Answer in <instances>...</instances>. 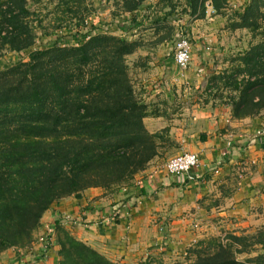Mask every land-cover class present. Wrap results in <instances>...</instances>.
I'll use <instances>...</instances> for the list:
<instances>
[{
  "label": "trees",
  "instance_id": "trees-1",
  "mask_svg": "<svg viewBox=\"0 0 264 264\" xmlns=\"http://www.w3.org/2000/svg\"><path fill=\"white\" fill-rule=\"evenodd\" d=\"M35 1L0 0V52L22 53L35 45ZM204 1L188 0L191 12L204 16ZM144 2L117 4L131 12ZM211 3L218 14L229 6V0ZM232 12L226 26L247 30L252 39L228 67L212 73L207 92L224 100L234 118L254 117L264 111V0H247ZM85 21L76 25L77 41L36 48L0 70V254L30 247L56 202L90 188L116 192L160 155L161 134L144 123L150 113L128 63L142 41L99 30L93 21L86 27ZM56 228L58 264H120ZM186 255L174 264H264V227L204 239Z\"/></svg>",
  "mask_w": 264,
  "mask_h": 264
},
{
  "label": "crops",
  "instance_id": "crops-1",
  "mask_svg": "<svg viewBox=\"0 0 264 264\" xmlns=\"http://www.w3.org/2000/svg\"><path fill=\"white\" fill-rule=\"evenodd\" d=\"M246 1L229 0L218 14L211 0H205L200 16L191 12L188 0H145L131 12L119 3L110 15L106 11L91 17L99 30L142 41L128 63L138 68V78L132 80L150 113L144 123L151 133L167 128L166 138L179 143L178 153H197L200 161L189 173L169 175L165 165L171 154L160 145V156L130 185L113 193L90 188L79 198L56 202L44 214L36 237L51 225L57 238L59 224L111 260L128 263L186 255L210 236L252 234L264 227V138L258 136L264 111L234 118L227 104L208 97L203 101L213 69L208 60L221 37L231 33L226 26L229 13ZM180 35L192 43L185 69L174 59ZM187 113L194 120L189 127L182 122ZM116 211V222L107 224L103 219Z\"/></svg>",
  "mask_w": 264,
  "mask_h": 264
},
{
  "label": "rangeland",
  "instance_id": "rangeland-1",
  "mask_svg": "<svg viewBox=\"0 0 264 264\" xmlns=\"http://www.w3.org/2000/svg\"><path fill=\"white\" fill-rule=\"evenodd\" d=\"M109 2L110 0H63V1L62 0H40V1H35L31 3L30 5L31 11H32L31 19L33 21V24L36 29V34H37L36 43L28 51L22 52V53H15L13 51H8V50H4L0 52V70L12 66L18 60H22L25 56L29 54V52L33 51L36 48L44 47V46H51L56 41H59L61 43H64V41H70V42L77 41L75 39V33L78 32L76 25L82 18H85L86 20L85 22L87 23L86 27H89L92 21L90 17L92 13L99 14L100 12L106 13L107 11V15H110L111 12H115L118 10L116 7L117 6L116 0L113 1V5H111L113 9L111 10H110ZM233 13L234 12L229 13V16H228L229 19L230 17H232ZM251 39H252V33H250L247 30H243V29L235 31V32H231L229 35L222 36L220 40L221 44H219V47H218L219 49H217L215 54H212L211 59L208 60V62L213 68L211 70L212 73L219 72L221 70H224L225 67H228L233 57H237L239 53L243 52L244 50L248 48V45ZM131 62L133 61L131 60ZM130 70H131L130 72H132V79L135 80L136 78H138V74H139L137 73L138 68L136 70L135 67L132 66ZM212 73L210 74V76L212 75ZM207 97L209 100L213 99L215 104L216 103L220 104L222 103V101H224V100H220L219 97L216 98L214 95H209L208 92L203 97V101H205ZM216 100L218 102H216ZM190 116L191 114L187 113L184 116V118H186L185 121H182L186 125V127L193 125L192 122L194 120L191 121ZM187 121H189V123ZM172 124L173 126H175V125H178V122L175 123L173 121ZM166 127H170V126H166ZM158 133L161 134L160 145L162 149H164L165 147V151L169 150L171 154L170 158H173L179 155L178 153L179 143L176 140L168 141L169 138H166L167 133H166V130L164 129H162V131ZM162 139H166V140H162ZM253 163L255 162L253 161ZM102 190L106 191L104 189ZM44 232L45 231H43V233ZM227 234L228 233H223L221 234V236L219 235V237L225 238ZM36 235H37V231L34 234V237H35V240L33 242L35 243L34 246L39 241V236L36 237ZM215 236L216 235L210 236V237L212 238ZM56 240L57 238L55 234L54 236L55 244H56ZM259 251H261L260 248H259ZM32 256H34V254L32 253V249L29 246L24 247V248H19V249L11 248L0 254V264H20V263L22 264L23 262L30 263L32 261L31 260ZM246 256H247L246 254H243L240 256V259H245ZM187 257H188L187 255H178V256H171V257L155 256L152 259L153 260L152 263L153 264H174L177 262H185ZM59 259H60V256L58 254V248L56 249L54 245L52 251H50L46 257H43V260H40L39 258H36L34 260H37L38 264H58ZM142 261L143 260H138V261H133V262H128V263H120V262H117V263L140 264Z\"/></svg>",
  "mask_w": 264,
  "mask_h": 264
},
{
  "label": "built area",
  "instance_id": "built-area-1",
  "mask_svg": "<svg viewBox=\"0 0 264 264\" xmlns=\"http://www.w3.org/2000/svg\"><path fill=\"white\" fill-rule=\"evenodd\" d=\"M192 55V43L191 41L183 35H180L177 38L175 45L174 59L175 63L185 69L188 68L191 63ZM258 136L264 138V129L258 131ZM199 155L194 152H183L173 158H170L166 165L165 170L169 175L179 176L191 172L195 167L199 165ZM161 168H157V172ZM123 207H126L124 205ZM118 217L117 211L112 214L110 217H106L103 220L107 224H113L116 222ZM55 230L51 225H46L45 232L39 236V241L34 246L35 243H32L30 248L34 256L31 257V262L28 264H38L36 258L43 260V257H46L50 251H52L53 246L55 245L54 241Z\"/></svg>",
  "mask_w": 264,
  "mask_h": 264
}]
</instances>
